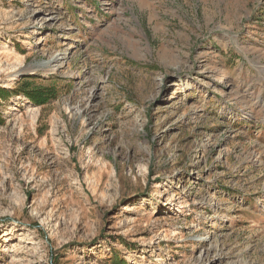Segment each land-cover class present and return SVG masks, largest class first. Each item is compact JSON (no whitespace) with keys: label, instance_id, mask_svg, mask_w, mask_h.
<instances>
[{"label":"rangeland","instance_id":"1","mask_svg":"<svg viewBox=\"0 0 264 264\" xmlns=\"http://www.w3.org/2000/svg\"><path fill=\"white\" fill-rule=\"evenodd\" d=\"M0 264H264V0H0Z\"/></svg>","mask_w":264,"mask_h":264},{"label":"bare ground","instance_id":"2","mask_svg":"<svg viewBox=\"0 0 264 264\" xmlns=\"http://www.w3.org/2000/svg\"><path fill=\"white\" fill-rule=\"evenodd\" d=\"M4 85L6 86V84L4 82L0 84V86H4Z\"/></svg>","mask_w":264,"mask_h":264}]
</instances>
